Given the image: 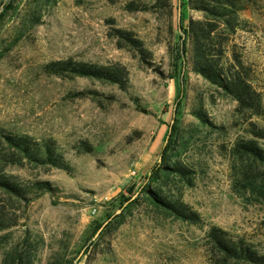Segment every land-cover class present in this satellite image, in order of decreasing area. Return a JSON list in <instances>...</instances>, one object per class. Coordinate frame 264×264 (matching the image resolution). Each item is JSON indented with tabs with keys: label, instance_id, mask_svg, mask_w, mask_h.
Segmentation results:
<instances>
[{
	"label": "rangeland",
	"instance_id": "1",
	"mask_svg": "<svg viewBox=\"0 0 264 264\" xmlns=\"http://www.w3.org/2000/svg\"><path fill=\"white\" fill-rule=\"evenodd\" d=\"M10 1L0 0V8ZM132 1L155 2L57 0L40 6L35 0H14L1 19L0 151L6 147L4 133L51 138L65 151L70 167L29 162L7 166L21 181H50L54 191L25 204L0 189V211L18 219L0 231V264L7 251L27 243L39 247L43 261L52 249L69 243L71 256L81 258L79 264H220L222 258L206 239L212 225L264 243V201L256 200L252 189L241 183L245 159L234 148L237 140L251 136L250 121L264 128V109L260 115L239 111L236 100L192 70H185L179 98V11L186 4L180 9V0H172L169 15L168 9L158 7L131 11L127 4ZM244 5L240 15L245 27L234 35L228 53L233 49L249 66L264 106V0H244ZM36 12L42 18L33 24ZM187 15L202 17L190 8ZM113 27L132 30L143 39L152 64L119 47ZM69 57L125 65L128 87L59 76L44 68ZM199 109L210 123L197 116ZM176 118L178 155L193 171L190 180L173 176L161 179V185L169 196L196 209L203 222L195 225L162 216L143 194L132 211L119 217L122 208H117L110 216L123 190L148 180L150 170L145 167L160 161L156 153ZM82 141L93 151L81 152ZM106 220L112 221L110 226L98 229L99 221Z\"/></svg>",
	"mask_w": 264,
	"mask_h": 264
},
{
	"label": "trees",
	"instance_id": "2",
	"mask_svg": "<svg viewBox=\"0 0 264 264\" xmlns=\"http://www.w3.org/2000/svg\"><path fill=\"white\" fill-rule=\"evenodd\" d=\"M35 1L42 6L47 3L52 5L57 0ZM180 2L181 6L186 4V9L181 11L180 23L183 35L179 46L181 60L179 98L184 93V86L181 83L186 80L185 70H192L236 100L239 111H247L253 115L262 114L264 109L262 94L252 83L249 66L233 49L231 54L228 53L234 35L240 28L245 27L240 15L245 8L244 0H187L186 3L180 0ZM173 6L172 0H155L152 5L132 1L127 4V9L135 11L158 7L168 9L171 15ZM13 7L14 0L5 4L0 21ZM188 8L201 12L202 17H189ZM41 18V13L36 12L32 17L33 24L41 22ZM185 18L186 22H184ZM113 35L118 38L119 47L128 48L134 51L142 61L151 63V50L134 31L113 27ZM44 68L51 74L96 78L116 83L121 88H127L129 82V70L120 63L104 65L69 57L50 61L44 65ZM181 102L182 100L178 101L179 108ZM195 113L204 123H210L202 109ZM179 121L180 119L176 118L173 124L168 125L164 141L156 153V156L161 157V161L154 159L146 165V170H150L149 175L147 174L148 180L138 186L133 183L123 190L116 198L118 204H114L115 206H112V210L108 212L110 216L115 214L117 208H122V213L117 214L119 217L126 210L132 211L134 206L140 203V195L143 194L149 206L162 216L173 217L195 225L203 222L202 215L196 209L184 200L165 193L160 181L173 176L187 180L191 178L193 170L185 165L178 155L181 144L178 141ZM247 130L251 136L237 140L234 147L238 157L245 159L242 163L240 179L245 187L251 188L256 194V200L264 201V143H262L264 128L250 121ZM169 131H171L170 134ZM168 134V142L164 146ZM3 138L2 142L6 147L5 150L0 151V189L8 193L11 198L25 204L46 192L54 191L50 181H21L18 175L7 171V166L29 162L69 168L70 162L66 153L57 141L51 138L38 139L25 133H4ZM79 148L82 149L81 152L93 151L92 145L87 141H82ZM106 222L107 220L99 221L98 229L104 227V231L112 223V221ZM17 223L18 219H15L13 215L0 211V231ZM206 239L212 252L222 258L223 261L220 264H227L231 260L242 264H264V243L255 241L245 234H236L220 226L212 225L207 231ZM91 246L92 244H89L86 247L84 254L90 251ZM80 260L81 258L71 256L69 243H63L56 249H52L45 261L40 257L39 247L33 243H27L22 249L15 247L7 251L3 264H79Z\"/></svg>",
	"mask_w": 264,
	"mask_h": 264
},
{
	"label": "water",
	"instance_id": "3",
	"mask_svg": "<svg viewBox=\"0 0 264 264\" xmlns=\"http://www.w3.org/2000/svg\"><path fill=\"white\" fill-rule=\"evenodd\" d=\"M4 7H5V2H3L2 5H1V8H0V15H1V13L3 12ZM180 9H181V5H180ZM180 16H181V11H179V18H180ZM173 122H174V119L172 120V123H171V124H173ZM170 130H171V129H170ZM170 132H171V131H169V134H170ZM169 134H168L167 137H166V141H165L164 146H165V145L167 144V142H168ZM159 160L161 161V157H160ZM105 224H106V223H105Z\"/></svg>",
	"mask_w": 264,
	"mask_h": 264
}]
</instances>
